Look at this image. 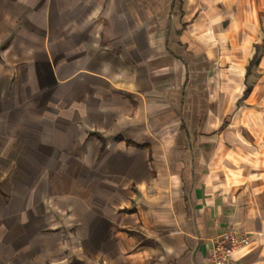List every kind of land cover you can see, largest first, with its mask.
Returning a JSON list of instances; mask_svg holds the SVG:
<instances>
[{"label":"crops","instance_id":"0c3cea01","mask_svg":"<svg viewBox=\"0 0 264 264\" xmlns=\"http://www.w3.org/2000/svg\"><path fill=\"white\" fill-rule=\"evenodd\" d=\"M262 44L264 0H0V264H204L229 228L264 264Z\"/></svg>","mask_w":264,"mask_h":264},{"label":"built area","instance_id":"2783aa9c","mask_svg":"<svg viewBox=\"0 0 264 264\" xmlns=\"http://www.w3.org/2000/svg\"><path fill=\"white\" fill-rule=\"evenodd\" d=\"M250 237L229 228L212 239L211 249L204 264H236L235 254L246 246Z\"/></svg>","mask_w":264,"mask_h":264},{"label":"trees","instance_id":"16d2710c","mask_svg":"<svg viewBox=\"0 0 264 264\" xmlns=\"http://www.w3.org/2000/svg\"><path fill=\"white\" fill-rule=\"evenodd\" d=\"M264 45L262 44V46L260 48H262ZM260 48H257L256 54L254 55V57L252 58V60L250 61L249 66H254L258 63L259 61V56H260Z\"/></svg>","mask_w":264,"mask_h":264}]
</instances>
